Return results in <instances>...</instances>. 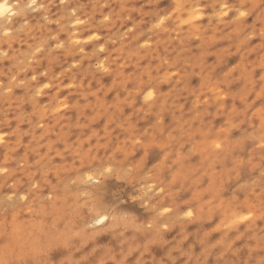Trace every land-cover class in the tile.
Instances as JSON below:
<instances>
[{
    "label": "rangeland",
    "instance_id": "374dc122",
    "mask_svg": "<svg viewBox=\"0 0 264 264\" xmlns=\"http://www.w3.org/2000/svg\"><path fill=\"white\" fill-rule=\"evenodd\" d=\"M1 1L0 264H264V0Z\"/></svg>",
    "mask_w": 264,
    "mask_h": 264
},
{
    "label": "bare ground",
    "instance_id": "6f19581e",
    "mask_svg": "<svg viewBox=\"0 0 264 264\" xmlns=\"http://www.w3.org/2000/svg\"><path fill=\"white\" fill-rule=\"evenodd\" d=\"M0 4H3V5L5 6V8L9 7V6H6L5 3H4L3 1H1ZM5 13H6V11L3 12L2 14H0V18L3 17V15H4ZM4 18H5V16H4ZM2 20H3V18H2ZM99 221H102V217H101V219H99ZM99 221H94V222H98V223H99Z\"/></svg>",
    "mask_w": 264,
    "mask_h": 264
},
{
    "label": "snow or ice",
    "instance_id": "6c2138e0",
    "mask_svg": "<svg viewBox=\"0 0 264 264\" xmlns=\"http://www.w3.org/2000/svg\"><path fill=\"white\" fill-rule=\"evenodd\" d=\"M8 9L5 8V6L3 4H0V14H2L3 12L7 11Z\"/></svg>",
    "mask_w": 264,
    "mask_h": 264
}]
</instances>
